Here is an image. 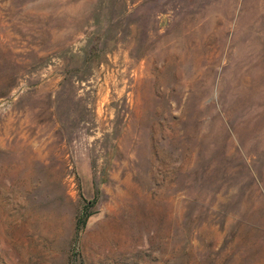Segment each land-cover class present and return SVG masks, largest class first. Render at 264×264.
Listing matches in <instances>:
<instances>
[{"label":"rangeland","instance_id":"1","mask_svg":"<svg viewBox=\"0 0 264 264\" xmlns=\"http://www.w3.org/2000/svg\"><path fill=\"white\" fill-rule=\"evenodd\" d=\"M0 264H264V0H0Z\"/></svg>","mask_w":264,"mask_h":264},{"label":"trees","instance_id":"2","mask_svg":"<svg viewBox=\"0 0 264 264\" xmlns=\"http://www.w3.org/2000/svg\"><path fill=\"white\" fill-rule=\"evenodd\" d=\"M94 199H91L90 202H93ZM84 207L82 210H80V212H78V214L76 215V219H75V228L76 230H80L81 228H83L85 226L86 220L88 218V216L90 215V213H86Z\"/></svg>","mask_w":264,"mask_h":264}]
</instances>
